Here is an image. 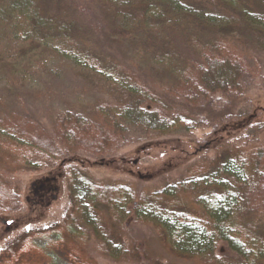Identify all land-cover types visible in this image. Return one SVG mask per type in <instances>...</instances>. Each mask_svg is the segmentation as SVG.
I'll return each instance as SVG.
<instances>
[{"label": "trees", "instance_id": "trees-1", "mask_svg": "<svg viewBox=\"0 0 264 264\" xmlns=\"http://www.w3.org/2000/svg\"><path fill=\"white\" fill-rule=\"evenodd\" d=\"M96 1L103 19L122 29L119 40L133 66L156 67L161 77L149 85L132 67L97 54L96 23L75 16L67 0H0V171L39 172L44 161L63 163L78 155L112 157L130 144L133 129L203 128L205 120L195 113L200 105L218 94L244 96L246 55L250 49L264 52V0ZM56 53L86 68L88 78L101 77L108 101L82 111H52L47 130L19 106L25 97L35 98L32 80L48 72ZM77 177L88 187L85 203H71L63 222L34 235L69 241L76 251L94 235L103 257L149 259L125 241L131 221L154 229L161 248L193 264H264V148L235 147L228 161L199 162L160 190ZM21 210L0 174V215ZM72 260L96 264L78 255Z\"/></svg>", "mask_w": 264, "mask_h": 264}, {"label": "rangeland", "instance_id": "rangeland-1", "mask_svg": "<svg viewBox=\"0 0 264 264\" xmlns=\"http://www.w3.org/2000/svg\"><path fill=\"white\" fill-rule=\"evenodd\" d=\"M67 1L75 16L89 24L96 23L92 46L97 54L114 57L132 67L149 85L161 77V70L156 67L133 66L126 43L119 40L122 29L103 19L96 0ZM49 59L48 72L37 74L32 80L31 87L37 89L35 98L25 97L19 106L24 115L50 130L52 111H82L100 100L108 101L99 81L101 77L88 78L91 76L86 68L65 55L56 53ZM246 61L249 71L242 79L244 96L236 99L218 94L211 102L200 105L195 113L205 120L203 128L167 133L133 129L128 135L130 144L112 157L95 159L78 155L66 158L63 163L58 159L44 161L39 172L0 171L22 204L20 214L0 215V264H75L72 256L76 255L89 257L96 264H193L161 248V239L154 229L131 221L126 223L125 241L136 244L142 256L148 255L149 259L115 262L103 257L98 248L101 242L94 235L77 252L69 241L34 233L63 222L71 203H85L88 187L78 179V173L106 185L129 184L138 190L153 191L183 179L189 168L199 162L228 161L235 147L264 148V52L250 49ZM166 99L175 108L186 107L181 101ZM28 233L29 241L20 243ZM221 248L224 253L225 247Z\"/></svg>", "mask_w": 264, "mask_h": 264}]
</instances>
